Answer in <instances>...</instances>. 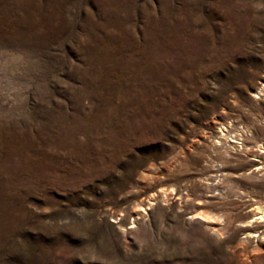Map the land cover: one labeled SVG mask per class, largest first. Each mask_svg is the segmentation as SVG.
<instances>
[{
  "label": "rangeland",
  "instance_id": "1",
  "mask_svg": "<svg viewBox=\"0 0 264 264\" xmlns=\"http://www.w3.org/2000/svg\"><path fill=\"white\" fill-rule=\"evenodd\" d=\"M263 90L264 0H0V264H264Z\"/></svg>",
  "mask_w": 264,
  "mask_h": 264
},
{
  "label": "bare ground",
  "instance_id": "2",
  "mask_svg": "<svg viewBox=\"0 0 264 264\" xmlns=\"http://www.w3.org/2000/svg\"><path fill=\"white\" fill-rule=\"evenodd\" d=\"M262 89V88H261ZM262 90H259V93H254L256 97H259V94ZM264 91V90H263ZM262 96V95H261ZM221 131L224 132L223 136H225L228 133V129L221 127ZM227 136V135H226ZM220 138V137H219ZM261 148V146H259ZM245 150L248 151L247 147H245ZM258 215V214H257ZM260 216V222H264V208L261 210V213H259Z\"/></svg>",
  "mask_w": 264,
  "mask_h": 264
}]
</instances>
